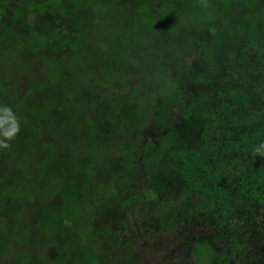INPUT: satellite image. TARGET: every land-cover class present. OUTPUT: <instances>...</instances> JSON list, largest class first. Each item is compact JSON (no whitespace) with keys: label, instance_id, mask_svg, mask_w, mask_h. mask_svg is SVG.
<instances>
[{"label":"rangeland","instance_id":"obj_1","mask_svg":"<svg viewBox=\"0 0 264 264\" xmlns=\"http://www.w3.org/2000/svg\"><path fill=\"white\" fill-rule=\"evenodd\" d=\"M167 1L146 0L141 6L143 11L135 14L137 22L142 18L141 21L145 19L150 23H155L154 35L150 36L144 27H138L137 23L134 26H128V22L122 18L128 17L124 16L126 7L123 6L120 14L107 15L105 19L100 20L102 24L96 32L98 36L105 34L104 40L98 37L93 40L91 38L89 41H84V44L80 46L78 52H81L86 58L93 59L92 62L85 66L76 63L68 67L67 80L61 82L57 79L54 82L58 85L57 87L48 84L49 82L45 81L44 78L37 81V86L39 84L41 89L39 91H44L45 96H50V99L63 92L70 96V98L67 96L66 103L69 100L73 102L83 101V98L87 99V92L91 89L90 79L96 74L98 70L96 67L103 68L106 66L105 63H102L103 60L99 56L100 54L97 56L98 46L103 44L100 50L103 54L109 45L114 47L109 52L110 54L113 52L114 57L120 60L119 65L122 66V69L120 71L110 70V73L112 72L110 75L112 77L116 76L120 81L119 86L107 82V69H103L101 77L98 78L97 87L94 86L95 90L103 92L105 96L107 95L106 97L111 99L110 104L113 112L108 114L105 119L110 118L112 122H104L102 126L98 125L99 119L96 116L98 120L94 133L89 129L86 115H90L88 108L91 107V103L98 101L97 97L101 98L104 96L103 94L91 96L87 104L81 106V111L77 112L78 115L70 112L73 119L76 120L72 123L69 133L61 126L58 127L59 131L54 135L53 133L48 134V131L45 132V130L51 128L46 116L39 118L41 127L34 128L32 125L26 124L27 120L26 122L23 120L25 118L29 122V118L24 108L30 100L27 99L25 92L22 93L21 91H26L27 83L21 77V72H18L20 64H15L10 53L5 52L6 48L4 51L0 48V69L3 72L6 71V76L10 77L12 84L15 83L14 89L16 92V96L11 97L9 100L5 96L1 85L0 106H9L19 119L21 127L19 134L11 141V147L0 149V184L5 183L7 180V183L13 184L8 190V194L4 195V192L0 190V264H76L80 259H74L72 251H69L68 256L63 255L67 253L69 240L61 239L55 242L53 240L55 238L45 235L38 224L35 226L32 221L28 223L29 219L26 213L40 208L41 201L42 204L51 202L57 205L59 203L68 216L77 221L81 220L82 224H86L84 228L86 235L78 239L80 240L78 244L83 246L84 251L89 249L94 254L91 257L93 262L95 259L98 264H106L105 261L119 264V262L117 263L118 260H115L116 256L121 250L124 253L127 247H130L126 244V241H123L120 250L117 252L116 250L112 251L111 258L106 251L104 254L103 246L108 245L113 237L103 238L97 235L95 226L98 221L104 229H110V226L113 225V228H118L119 233H122V228L121 224L118 223L123 219L125 220L127 216V221L133 224L138 221L143 226H149L150 230L157 228L161 231L162 228L155 226L156 223L153 226L148 224L149 221L163 219V221L168 220L169 224L177 222V211L179 206L184 203V196L180 197V192L183 191L184 187L182 181L171 168L165 169L166 166L160 162L156 148L147 149V142L151 141L147 135V130L150 127V121L154 120V112L162 111L166 115L165 122L173 123L172 126L168 124L171 127L183 122L181 121L182 113L176 108L173 109L168 103L169 96L164 93L161 86L157 85V79L163 81L164 85L169 86V88L174 83V86L171 87L172 93L192 92L194 95L199 94L202 98L198 104L200 107L187 120H184L183 131L178 132L179 137L177 136V138L179 140L183 139L180 141L184 144H191L190 136L192 139L195 137L193 144H197V134L202 130L204 120L211 124L213 131L219 127H229L230 123L240 129H250L255 125L254 114L258 107L250 103L253 98L251 87L255 77L264 85V67L259 73L253 74L249 71L248 75L243 74L242 64L237 60L240 53L237 52L238 42L236 36H238V33L234 35L233 32H225L222 16H220L222 21L219 18L220 24L218 28H215L216 31H210L212 35L206 39L207 43L204 44L203 50L198 47L199 37H203L201 40H204L206 35L196 37L194 35L196 33H193L195 28L188 26L185 28L183 26L181 28L183 30L176 31L172 37L171 30H167L170 25L169 20H171L170 14L173 19L176 11L181 9V0H175L176 4L170 2L168 6ZM146 4L150 5V8H147L149 11L145 10L144 5ZM224 6L229 11L225 13V16L229 14L238 15L242 10L250 13L251 16L248 21L253 23L252 25L255 28L254 30L250 28L249 33L252 36L256 34V37H260L259 40L264 43V33L262 32L264 27V0H235ZM206 7H209L208 3ZM223 7L220 6V8ZM62 17L69 23V19H73L70 13L64 14ZM195 21L192 20L190 24H194ZM79 22L81 26L86 27L85 35L88 37L86 18L81 17ZM136 26L141 33L137 40V43H139L137 46L141 50L140 55L144 54L138 59L132 56L134 50L131 54L125 53H130L128 50L123 53L124 48L134 49L131 43H134L133 36L137 33ZM89 30L91 32L95 31V29ZM193 35L196 38L191 40ZM95 36L97 35L95 34ZM231 43H233V46ZM0 47H5L4 42L0 43ZM118 51L121 52L120 56H117ZM91 56H97L98 58H92ZM149 56L151 58L148 59ZM212 60L216 63L210 68L209 64L212 63ZM152 64L164 68L160 76L156 77L157 79H154L150 72L151 69H148ZM76 67H80L77 72L74 70ZM38 70V73L43 75L41 69L38 68ZM120 73L123 76L120 77ZM191 74L195 78L200 75L205 79L197 77L194 80L191 78ZM223 77H225V80ZM74 83H77L79 87L78 85L74 86ZM20 84L23 86H20ZM184 96L187 97L186 94ZM54 101L59 102L58 99ZM41 104L43 110L48 107L43 101ZM232 106H234V109L227 115L226 109ZM56 110L61 111V107H56ZM98 114L96 112V115ZM187 127L196 129V131L194 132ZM212 133L216 136L218 132ZM70 134L75 135L73 137L79 140L80 145L78 144L79 146L76 149L71 147L67 157L68 150H63L68 144ZM38 137L42 138L41 140L48 138L50 147L45 151L50 154L52 159L55 158L51 165L57 172L54 174H59V178L56 176L53 179V174L50 171H45L43 169L45 167H30L31 164L27 160H22L21 157L31 161L38 158V149L37 147L33 148L36 143L34 141H37ZM32 140L33 142L29 147ZM24 141L28 142V146L25 145ZM160 144V141L155 142V146ZM236 159L239 160L237 156L235 159L232 157L227 158L225 165L218 169L220 180L224 185L232 182L236 176L235 170L239 168ZM74 160L78 162H74ZM68 161H71V163L73 161L75 164L71 165ZM236 163L237 167L234 166ZM85 166H89V168H86L89 170L83 174L82 170ZM26 168L30 169L27 170ZM72 168L76 170L69 173V177L65 176L69 170L72 171ZM37 175L43 181L37 182ZM33 176L35 177L33 178ZM23 177H31L32 179L22 181ZM82 183L90 191L93 189L94 193L90 194L89 200H81L82 204H80L81 201L77 200L80 197L83 199L82 191L81 193L76 191L72 194L69 190L72 187L78 189V185ZM60 190L64 191L61 192ZM138 191H140V199L137 203L133 205L131 203L125 208L117 205L119 201L123 202L127 196ZM69 198H73V200ZM232 202L238 207L241 204L236 196L232 198ZM87 205L89 206L88 212L85 211ZM49 214L51 213H48L50 217ZM83 217L86 218L85 221H83ZM92 220H95V222ZM82 224L79 225L80 229ZM128 237L130 243L136 241L133 234L131 236L130 233ZM154 237L155 235L146 234V237L141 236L140 238L137 250L143 254L142 256L146 259L145 262L147 264H174L171 262L173 260L172 252L170 256V254L163 251L167 255L165 259L161 251L154 250L152 246L147 245L149 241H153ZM43 240L49 243L51 241L53 246L54 252L51 254L50 251L49 256L46 252L49 243L46 242V246L41 249V252L39 251L40 248L37 247L39 244L45 245ZM55 243L56 247L54 246ZM72 244V248L76 249L78 247L77 243ZM114 252L117 253L116 256L113 255ZM212 256L213 252L205 248L204 260L210 263L213 259ZM136 258L141 259L142 257L136 256ZM182 264L188 263L182 262Z\"/></svg>","mask_w":264,"mask_h":264},{"label":"trees","instance_id":"obj_2","mask_svg":"<svg viewBox=\"0 0 264 264\" xmlns=\"http://www.w3.org/2000/svg\"><path fill=\"white\" fill-rule=\"evenodd\" d=\"M206 1L209 7L205 6L207 4ZM234 1L181 0V9L176 11L173 19L170 14L171 20H169L170 25L167 27V30H171V36L173 37V34L176 31H180L183 26L185 28L187 26L195 28L193 33H196L194 34L196 37L203 34L206 35L204 40H201L203 37H199L198 47L203 50L204 44L207 43L206 39L212 35L210 31H216L215 28H218L220 24L219 18L222 21L223 17L225 32L230 31L234 35L238 33V36H236V41L238 42L237 52L240 53L237 60L242 64L243 74L246 73L248 75L249 71L253 74L259 73L264 67V43L259 40L260 37H256V34L252 36L249 33L250 28L253 30L255 28L252 25L253 23L248 21V18L251 16L250 13L242 10L238 15L229 14L225 16L228 10L224 5ZM143 2H146V0H0V43L4 42L5 45L4 48H0L2 51L6 48L5 52L10 53L15 64H20L18 72H21V77L27 83L26 91H21L22 93L25 92L27 99L30 100L24 108L29 118V122L28 119L24 118L23 121L26 122L27 120L26 124H30L34 128H37V126L41 127L39 125L40 119L46 116L48 124H51V128L45 130V132L48 131V134L53 133L54 135L59 131L58 127L61 126L69 133L72 123L76 120L73 119L72 113L78 115L77 112L81 111V106L86 105L91 96L104 95L103 92L94 88L99 83L98 78L101 77L102 71L108 70L107 82L109 84L119 86L120 81L115 75V78L110 75L112 73H110V70L120 71L122 69V66L119 65L120 60L114 57L113 52L110 54L109 50L114 49L110 45L106 48L104 54L102 51L100 52L103 47L101 45L103 44L98 46L97 56L100 54L99 56L103 60L102 63H105L106 66L103 68L96 67L98 70L92 76V79H90L91 89L89 88L90 90L87 92V99L83 98V101L78 102L69 100L66 103L68 100L67 96L69 98L70 96L63 92L50 99V96H45L44 91H39L40 88L39 84L37 86V81L44 78L45 81L49 82L48 84L57 87L58 85L54 84L57 79L61 82L67 80V75H69L68 67L76 63L85 66L92 62L93 59L86 58L81 52H78L80 46L84 44V41H89L91 38L93 40L98 37L104 40L106 35L101 34L98 36L96 32L102 24L100 20L105 19L107 15L120 14L123 6L126 7L124 9V12H126L124 16L128 17L122 18L128 22V26H134L137 23L138 27L143 26L150 36L154 35L155 23H150L145 19L141 21L142 18H140L139 22L136 21L137 17L135 14L143 11L141 8ZM170 2H175L176 4L175 0H168L167 6ZM144 6L145 10L149 11L147 8H150V5L146 4ZM220 6L224 7L220 8ZM69 13L73 16V19H69L70 23L62 17L64 14ZM81 17L87 20L88 37L85 35L86 27L81 26L79 22L81 21ZM192 20H196L194 24H190ZM88 27L89 29H95V31L91 32ZM138 27L136 26L135 30L137 33L133 36L134 43H131L134 49L124 48V51L122 50L123 53L126 50L130 51V53L125 52L126 54H131L134 50L132 56H135L136 59L144 55H140L141 50L137 46L139 44L137 40L139 35H141L140 31L137 30ZM262 32L264 33V27ZM194 35L191 40L196 38ZM233 43H231L232 46ZM120 55L121 52L118 51L117 56ZM97 56L91 57L95 58ZM97 58L95 59L96 61ZM147 58L149 59L151 56ZM215 63L216 61L212 60L209 67L212 68ZM37 66L41 69L43 75L38 73ZM80 67H76L74 70L77 72ZM148 69H151V75L154 79H157L156 77L160 76L164 68H159L155 64H152ZM119 76L123 75L120 73ZM191 76L194 80L200 77L198 75L195 78L193 74ZM223 79L225 80V77ZM159 80L157 79V85L161 86L164 93L169 96L168 103L173 109L176 108L181 111V121L187 120L200 107L198 104L202 98L199 94L194 95L192 92L185 91L182 93H172L171 87L174 86V83L169 88V86L164 85L163 81ZM252 84L253 98L250 103L258 107V110L254 114L255 125L250 127V129H240L236 128L233 123H230L229 127H219L216 129L217 131H213L211 124L207 120H204L202 130L198 134L196 133L198 140L195 145L193 144L195 137L193 138L194 141H192L193 139L190 136L191 144H184L180 141L183 139L179 140L177 138V136L179 137L178 132L184 129L183 122L171 127L173 123L165 122L164 118L166 115L162 111L154 112V120L150 121L151 124L147 130V135L151 139L150 142H147V149L155 147L158 151L160 162L166 166L165 169L171 168L182 181L184 188L180 192V197L184 196V203L182 206H179V210L177 211V222L169 224L168 220L163 221V219L148 222L152 226L156 223L155 226L161 227V231L157 228L150 230L149 226H143L138 221L133 224L126 220L128 216L125 220L123 219L118 223L121 224L122 233L117 231L118 228H113V225L110 226V229H104L98 221L95 226L97 235L103 238L107 236L113 237V240L109 244L107 243L108 245L103 246L104 254L106 251L109 253L107 255L110 256L112 251L116 250L117 252L120 250V245L123 244V241H126V244L130 247H127L124 253L123 250L118 255L116 252L113 253L114 256L117 255L115 259L118 260L117 263L147 264L145 257L142 256L143 254L137 248L141 236L146 237V234H150L155 235L153 239L155 242L149 241L147 245L162 253L165 251L170 256L173 253V260H170L174 264H182V262L188 264H264V157L255 151L261 143H264V85L257 77L253 79ZM1 85L7 99L10 100L11 97L16 96L15 83L12 84L10 77L6 76V71L3 72L0 69V87ZM76 85L78 84L74 83V86ZM20 86L23 85L20 84ZM185 94L187 97L184 96ZM62 96L64 97L61 98ZM106 96L97 97L99 100L91 103V107L89 106L90 108H88L90 115H86V118L90 126L88 127L92 133L96 130L98 119V125L101 126L104 125V122H112L110 118L108 120L105 119L108 114H112L113 112L110 104L111 99ZM17 99L19 98L17 97ZM55 99H58L59 102L54 101ZM42 101L48 105L44 110L42 109ZM56 107H61V111H57ZM232 109H234V106L226 109L227 115L230 114ZM70 112L72 113L70 114ZM96 112L99 114L96 115ZM59 120L61 121L59 122ZM187 128L194 132L196 131V129ZM211 131L218 133L215 136ZM73 136L75 135H69L68 144H66V148L63 150H68L66 153L67 157L69 156L71 147L76 149L80 145L79 140H76L77 138ZM41 139L38 137L37 141H34L36 143L33 145L34 149L36 147L38 149L37 159L31 161L23 157L21 158L23 161L27 160L31 164L30 167H45L43 169L50 171L53 174V179L56 176L59 178V174H54L57 172H55L54 167L51 165L55 158L52 159L50 154L45 151L50 147L49 140L48 138L45 140ZM156 141H160L161 144L155 146ZM32 142L33 140L30 142L29 147ZM24 143L28 146V142L24 141ZM18 152L20 151L18 150ZM236 156L239 159H236L239 164V168L235 170L236 176L232 182L224 185L220 180L218 169L225 165L227 158L232 157L235 159ZM68 162L69 164L71 163V161ZM74 162L78 161L74 160ZM74 162L72 161L71 165H74ZM234 166L237 167V163ZM86 168H89V166L84 167L82 170L83 174L88 172L89 169L87 170ZM75 170V168H72V171L70 172L69 170L65 176L69 177V173H73ZM23 178L22 181L32 179L31 177ZM36 180L37 182L43 181L41 177H38ZM7 182L8 180L0 184V190L4 192V195L8 194V190L13 185ZM84 183L78 185V189L77 187H72L69 190L72 194L76 191L79 193L82 191L83 199L80 197L77 201L89 200L90 194L94 193V190L90 191ZM235 196L240 201L239 203H241L239 207L232 202V198ZM74 197L75 199L77 198L76 195ZM69 199L73 200V198ZM139 199L140 191L127 196L123 202L119 201L117 205L125 208L131 203L132 205L137 203ZM42 203L41 201L39 204L41 206L37 210L26 213L29 219L28 223L32 221L35 226L38 224V227L42 228L45 235L55 238L53 239L55 242L61 239L69 240L67 253L63 255L68 256L69 251H72L74 259L80 258L76 264H98V262H95V259L93 262L91 258L94 254L89 249L84 251L83 246L78 244L80 241L78 239L86 235L84 231L86 224H82L81 220L77 221L68 216L59 203L57 205L51 202L47 204ZM86 203L88 204V201ZM80 204H82V201ZM87 209H89L88 205L85 207L86 212H88ZM48 213H51L49 214L50 217ZM84 219L86 218L83 217V221H85ZM92 221L95 222V220ZM80 224H82L81 229L79 228ZM156 230L158 231L156 232ZM130 233L136 239L135 242L130 243L128 241ZM52 235L54 236L52 237ZM43 242H45V245H37L40 248V252L46 246V242L47 244L49 243L46 240H43ZM72 243H77L78 247L76 249L72 248ZM47 247L46 252L49 256L50 251L51 254L54 252L51 241ZM205 248L213 252V259L210 263L204 260ZM136 256L143 259H137ZM163 256L165 259L167 258L165 253H163ZM105 262L106 264H112V261Z\"/></svg>","mask_w":264,"mask_h":264},{"label":"clouds","instance_id":"obj_3","mask_svg":"<svg viewBox=\"0 0 264 264\" xmlns=\"http://www.w3.org/2000/svg\"><path fill=\"white\" fill-rule=\"evenodd\" d=\"M20 130L19 119L14 115L12 109L6 105L0 106V149H9L11 141L16 138ZM255 151L264 157V143H261Z\"/></svg>","mask_w":264,"mask_h":264}]
</instances>
